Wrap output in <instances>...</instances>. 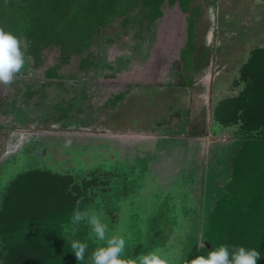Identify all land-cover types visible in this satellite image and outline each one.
<instances>
[{
	"label": "rangeland",
	"instance_id": "rangeland-1",
	"mask_svg": "<svg viewBox=\"0 0 264 264\" xmlns=\"http://www.w3.org/2000/svg\"><path fill=\"white\" fill-rule=\"evenodd\" d=\"M195 4L200 7L199 44L205 49L206 64L191 86L181 74L157 87L131 91L115 108L96 112L89 101L81 103L86 111L68 121L65 130L46 120L56 92L41 102L19 101L10 113H0V203L18 175L49 171L68 178L67 190L87 188L85 196L92 203L86 210L101 213L108 235L123 236V258L158 251L170 264H184L191 246L208 244L207 215L234 168L232 153L264 129L261 119L249 124L233 115L226 121L217 114L223 102L237 99L244 105L247 85L246 91L255 87L247 71L254 55L264 51V2L195 0ZM185 18L178 8H167L146 66L138 65L145 62L151 37L135 51V42L115 29H104L91 46L101 53L102 63L93 76H85L93 93L91 103L103 107L131 84L161 83L178 59ZM58 58L56 47L46 48L40 67L26 64L16 79L36 85L42 81V70L58 64ZM76 62L72 57L61 72H75ZM108 67L125 71L112 79H95ZM8 88L0 86V111L5 109L6 91H14ZM87 232L101 246L88 224Z\"/></svg>",
	"mask_w": 264,
	"mask_h": 264
},
{
	"label": "trees",
	"instance_id": "trees-1",
	"mask_svg": "<svg viewBox=\"0 0 264 264\" xmlns=\"http://www.w3.org/2000/svg\"><path fill=\"white\" fill-rule=\"evenodd\" d=\"M167 8H178L185 14L186 31L178 59L167 70L165 79L155 85L125 86L103 107L91 103L93 93L88 91L90 84L85 76H93L102 63L101 53L91 50L102 37V31L115 29L135 42V51L151 37L152 46L145 62L138 65L146 66L156 42L157 27ZM199 16L200 7L195 0H0V26L27 42L25 54L31 57L30 68L40 67L46 48L56 47L59 52L58 64L43 69L42 81L36 85L15 80L10 86L14 91H6L2 100L5 109L0 113H10L19 101L20 105H27L33 99L41 102L56 92L52 113L46 120L65 130L68 121L86 111L81 103L89 101L90 109L96 112L115 108L131 91L157 87L181 74H184L183 82L191 86L206 64L205 49L199 44ZM72 57L77 59L75 72H61V67ZM123 71L108 67L100 77L94 78L112 79ZM78 72L82 75H77ZM247 74L252 77L253 91H246L247 85L242 106L237 99L223 102L217 113L225 116L223 120L228 121L233 115L237 120H248L249 124L260 119L264 122V51L254 55ZM80 79L85 81L77 84ZM184 117L188 118L187 112ZM247 144L235 147L230 158L234 168L207 215L204 238L210 248L208 244L201 248L191 246L184 264L197 256L207 257L209 251L221 245H228L230 252L240 246L255 248L260 252L257 264H264V129ZM68 183V178L39 170L26 171L11 182L0 203V264H92L91 254L98 246L89 237L87 224H71L74 211L77 208L86 211L92 198L85 196V186L71 191L67 190ZM73 239L88 244L83 261H77L72 253Z\"/></svg>",
	"mask_w": 264,
	"mask_h": 264
},
{
	"label": "clouds",
	"instance_id": "clouds-1",
	"mask_svg": "<svg viewBox=\"0 0 264 264\" xmlns=\"http://www.w3.org/2000/svg\"><path fill=\"white\" fill-rule=\"evenodd\" d=\"M256 2L261 3L264 0ZM26 45L27 42L21 37L0 26V86L9 87L15 83L16 77L31 62V57L25 54ZM85 221L91 227L96 240L101 242V246L95 248L91 254L92 264H170L168 258L158 251L135 259L123 258L125 239L119 234L108 235V226L102 221L99 211H80L77 208L72 215L71 224L79 225ZM70 246L76 260L83 261L88 244L73 239ZM259 260L260 252L255 248L246 249L240 246L230 252L228 245H221L209 251L207 257L197 256L187 261V264H257Z\"/></svg>",
	"mask_w": 264,
	"mask_h": 264
}]
</instances>
